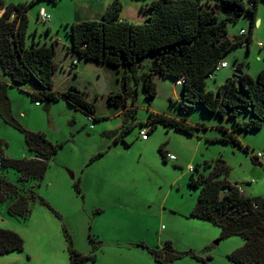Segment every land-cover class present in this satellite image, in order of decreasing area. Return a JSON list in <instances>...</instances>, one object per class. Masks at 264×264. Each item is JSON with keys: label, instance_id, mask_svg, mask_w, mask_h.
<instances>
[{"label": "rangeland", "instance_id": "obj_1", "mask_svg": "<svg viewBox=\"0 0 264 264\" xmlns=\"http://www.w3.org/2000/svg\"><path fill=\"white\" fill-rule=\"evenodd\" d=\"M30 1L0 0L6 6ZM123 1L121 18L141 22L152 0ZM92 5V0L39 1L28 12V43L52 46V39H57L55 59L59 64L71 45L69 31L60 25L59 16L70 10V18L80 17L79 12ZM41 8L50 14L47 23L38 20ZM219 12L224 16L222 7ZM49 25L53 30L48 34ZM251 25L252 16L246 13L237 23L229 24V38L234 40L241 30L248 34ZM152 60L147 58L139 64L137 74L148 70ZM225 60L229 67L207 78L208 89L216 91L225 75L234 76L240 63L254 74L259 62L264 63V0L259 3L252 42L236 46L225 55ZM104 68L98 63L86 62L76 71L81 88L87 89L89 100L97 105L98 120L90 119L83 110H76L64 98L53 102L47 110L45 102L32 100L28 92L9 90L13 117L29 129L45 132L53 142H63V146L50 160L45 178L37 185L38 198L32 202L31 213L25 221L11 216L7 203L0 202V228L13 229L25 240L23 250L0 253V264H70L72 248L95 255L85 264H163L149 249L163 247L168 240L179 251L192 249L210 256V264H239L228 254L234 245L244 244V238H222L220 227L191 216L199 189L189 181L192 173L198 175L199 170L191 171L190 167L204 171L206 161L215 164L223 159L230 168L229 179L240 183L248 195L264 197V157L260 163L252 159L253 154L264 152V125L256 130L240 129L233 118H222L199 106L187 115L191 122L200 125L195 135L164 123L151 130L147 123L150 112L182 117L181 105L175 96H181L182 83L157 74L158 94L148 101L142 83L130 78L128 84L135 95L124 107L129 109L122 111L123 107L109 103L108 95L112 89L124 91L125 70L110 64ZM62 76L60 72L56 75L58 87ZM106 76L112 78L110 90ZM239 117L247 120L250 114L243 109ZM141 122L150 130L147 141L139 134ZM126 124L132 126L125 133L126 142L113 144V137L105 133L120 130ZM223 127L230 131L236 129L234 134L242 144L249 145L250 154L233 142L213 141L212 138L224 135ZM0 137L7 142L6 152L10 155L25 144L23 132L1 116ZM161 147L167 153V160ZM168 155L177 159L172 160ZM5 175L17 182L13 169H8ZM78 180L81 191L74 184ZM170 264L206 263L185 256Z\"/></svg>", "mask_w": 264, "mask_h": 264}, {"label": "trees", "instance_id": "obj_2", "mask_svg": "<svg viewBox=\"0 0 264 264\" xmlns=\"http://www.w3.org/2000/svg\"><path fill=\"white\" fill-rule=\"evenodd\" d=\"M41 0L18 5L0 2V65L17 85L32 82L39 90L28 92L32 100L46 103L45 108L61 98L76 110L98 120L97 105L76 84L59 92L55 89L54 76L58 64L55 61V45L29 44L27 41L30 8ZM57 3L58 0H49ZM262 0H152L147 5L144 21L122 19L124 8L121 0H114L100 19H83L71 24L68 34L71 46L80 58L110 64L125 70L124 91L109 95V103L125 107L127 100L135 95L128 80L141 82L148 101L158 94L156 75L182 80V94L178 103L182 117L150 112L147 123L151 130L159 123L174 127L189 135H195L199 124H190L189 111L202 106L207 112L222 118H233L240 129L256 130L264 125V70L256 77L237 65L235 74L222 83L216 91L207 88V78L212 77L225 55L236 46L253 40V27L259 3ZM221 7L224 16L219 12ZM246 13L252 16L248 34L230 39L228 26L237 23ZM147 58H153L148 70L138 75L137 67ZM34 81V82H33ZM11 101L6 84L0 81V116L24 134L25 144L31 157H11L6 152L7 142L0 137V202L7 203L8 213L17 220L25 221L32 210V202L38 198L37 185L45 178L50 160L56 155L63 142H53L43 131L28 129L11 114ZM250 117H239L242 110ZM130 112L127 110V113ZM144 126V123H140ZM126 124L120 130L107 131L115 141L121 140L131 128ZM224 135L213 141L233 142L250 154L249 145L242 144L234 131L223 127ZM150 133V130H149ZM124 141V139H123ZM6 146V147H5ZM165 160L167 153L161 147ZM255 163L261 160L252 155ZM204 171L192 173L189 184L199 189V195L191 216L209 221L222 229V238L241 236L245 242L231 251L228 256L239 264H264V197L250 196L243 192L238 182L228 178L229 166L223 159L215 164L208 161ZM13 169L17 182L5 175ZM193 170V171H194ZM209 172L207 173V171ZM81 191L80 180L74 181ZM43 202L50 206L45 200ZM56 212V211H55ZM145 245V244H144ZM25 240L13 229L0 228V253L23 250ZM154 258L163 263L190 256L206 264L208 259L195 251L177 250L168 240L163 247L150 248ZM70 264H85L94 254H83L70 250Z\"/></svg>", "mask_w": 264, "mask_h": 264}, {"label": "crops", "instance_id": "obj_3", "mask_svg": "<svg viewBox=\"0 0 264 264\" xmlns=\"http://www.w3.org/2000/svg\"><path fill=\"white\" fill-rule=\"evenodd\" d=\"M67 1V0H66ZM114 0H92V2H93V5L91 6V7H89V8H87V9H85V10H81L80 12H79V14H80V17H78V15H77V17L76 16H74V17H72V18H70V16H71V12H70V10H69V12L68 11H64V12H62V14H61V16H59V20H61V22H60V25L61 26H65V28H67L68 29V31H70L69 29L71 28V24L73 23V22H76V21H80V20H83V19H100L101 17H102V15L104 14V12L106 11V9L109 7V5L113 2ZM51 2V1H50ZM121 2L123 3L124 1L123 0H121ZM123 6H124V3H123ZM259 8V7H258ZM83 12H86V13H83ZM142 12V11H141ZM146 13H145V16H146V14H147V10L145 11ZM257 12H258V10H257ZM257 18V17H256ZM52 30H53V27H52V25L50 26H48V31H47V33L49 34L50 32H52ZM242 31V30H241ZM55 40H57V39H52V42H51V44L53 45L54 44V41ZM46 43V42H45ZM58 43V42H57ZM56 43V44H57ZM35 44H36V42H35ZM36 45H41V44H36ZM47 45H48V43H47ZM71 46V45H70ZM69 46V47H70ZM68 47V50H67V54H66V56L65 57H63V58H61V61H60V63L58 64L57 63V61H56V59H55V61H56V63L58 64V67H57V69H56V73H55V76H54V81H55V89L57 90V91H59V92H63V91H65V90H67L71 85H73V84H76L82 91H84L85 93H86V96H87V98L89 99V95H88V91H87V89L85 88V87H83V89L81 88V83H80V81H78L77 80V69L79 68V66H81L83 63H88V62H93V63H98V62H96V61H88V60H85V59H82V58H80L79 57V55L76 53V52H74L72 49H70ZM55 54H56V45H55ZM55 54H54V58H55ZM224 61H226V60H224ZM262 61V60H261ZM259 62V65L254 69L255 70V74H254V71L252 72L250 69H248V70H245L244 68H243V71L244 72H247V73H249L251 76H253V77H256L258 74H259V72L261 71V70H264V63L263 62ZM99 65H100V67H102L103 69H105L104 67H106L107 66V64H103V63H98ZM228 67H229V65H228ZM228 67H226V68H228ZM251 67V66H250ZM0 81H1V83H3V84H6V87H7V89H8V95H10V93H9V90H12V89H14V88H17V89H19V91L20 92H22V91H25V92H33V91H37V90H39V88L35 85V84H33L32 82H29V83H25V84H23V85H17V84H15L14 83V81H13V79H12V77L10 76V75H8V74H6L5 72H4V70L1 68V65H0ZM68 69H69V72H68ZM225 69V68H224ZM58 72H60L63 76H62V79L60 80V82H59V87H58V85H57V83H56V75H57V73ZM5 73V74H4ZM70 73H72V74H70ZM73 73H74V75H73ZM234 75H235V73H234ZM101 76V75H100ZM107 77V79H108V89L110 90V84L112 83L111 81H112V78H111V76H106ZM230 77H233V75L231 76V75H225V80L224 81H221L220 83H219V86L222 84V83H224L228 78H230ZM124 80V79H123ZM122 81V80H121ZM123 83H124V81H123ZM28 85H33V87L32 88H29V86ZM124 85V84H123ZM85 86V85H84ZM140 86V85H139ZM139 86L138 87H136V89H138L139 88ZM218 86V87H219ZM113 92H117L115 89H112V90H110L109 91V95L111 94V93H113ZM118 92H121V91H118ZM109 95H108V97H109ZM175 96H178V99L177 100H179L180 99V95H175ZM9 98H10V96H9ZM10 101H11V99H10ZM12 103V102H11ZM55 103V102H54ZM126 104H128V100H127V102H126ZM11 108V107H10ZM126 109H129V108H122V111H125ZM10 112H11V114H12V110L10 109ZM190 112H192V111H189L188 113H187V115L190 113ZM22 113H24V112H22ZM186 118H187V122L188 123H190V124H195V123H193V122H191L190 120H189V118L187 117V115H185V114H183ZM13 116V115H12ZM98 116V115H97ZM196 124H199V123H196ZM25 126V125H24ZM26 127V126H25ZM29 129V128H28ZM32 130V129H31ZM38 131V130H37ZM123 139H124V141H125V136L121 139V140H118V141H115V138L113 137V144H118V143H120L121 141H123ZM147 140H149V138L147 139ZM146 140V141H147ZM25 141V140H24ZM126 142V141H125ZM15 152H17L16 154L14 153V155L12 154V155H10L11 153H9V155L11 156V157H19V158H21V157H31V156H33L31 153H30V151L28 150V148H27V146H26V144H22L21 145V147L18 149V150H15ZM231 180V179H230ZM232 181V180H231ZM232 182H234V181H232ZM243 192L245 193V194H247L246 193V191H244L243 190ZM248 195V194H247ZM241 244H243V243H241ZM240 243L238 244V245H234V246H236L237 248L238 247H240V246H242ZM236 247H234V249L236 248ZM234 249H232L231 251H233ZM231 251H229V252H231Z\"/></svg>", "mask_w": 264, "mask_h": 264}, {"label": "built area", "instance_id": "obj_4", "mask_svg": "<svg viewBox=\"0 0 264 264\" xmlns=\"http://www.w3.org/2000/svg\"><path fill=\"white\" fill-rule=\"evenodd\" d=\"M50 19V14L48 13V11L46 10V8H41V10L39 11L38 13V20L42 23H47ZM245 30H242L241 31V34H245ZM228 67V62L227 61H222L217 69H223V68H226ZM180 82H182V80H179ZM90 119H93L92 116H88ZM140 137L144 140H147L149 138V129L146 128V127H141L140 129ZM257 157L261 160L262 157H264V152H259V153H256ZM168 157L172 160H176L177 158L174 156V155H168ZM190 170L193 171L194 170V167H190Z\"/></svg>", "mask_w": 264, "mask_h": 264}, {"label": "water", "instance_id": "obj_5", "mask_svg": "<svg viewBox=\"0 0 264 264\" xmlns=\"http://www.w3.org/2000/svg\"><path fill=\"white\" fill-rule=\"evenodd\" d=\"M259 23V22H258ZM235 74H240V71L238 70H235ZM72 177H74V174L72 175ZM220 240L217 241V243L219 242Z\"/></svg>", "mask_w": 264, "mask_h": 264}]
</instances>
